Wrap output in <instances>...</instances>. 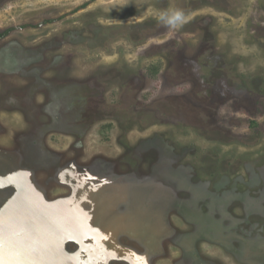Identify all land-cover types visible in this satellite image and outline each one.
Returning a JSON list of instances; mask_svg holds the SVG:
<instances>
[{"label": "rangeland", "instance_id": "obj_1", "mask_svg": "<svg viewBox=\"0 0 264 264\" xmlns=\"http://www.w3.org/2000/svg\"><path fill=\"white\" fill-rule=\"evenodd\" d=\"M1 33L0 264H264V0H0Z\"/></svg>", "mask_w": 264, "mask_h": 264}, {"label": "clouds", "instance_id": "obj_2", "mask_svg": "<svg viewBox=\"0 0 264 264\" xmlns=\"http://www.w3.org/2000/svg\"><path fill=\"white\" fill-rule=\"evenodd\" d=\"M159 21L171 28H176L185 21V13L179 9L165 10L160 13Z\"/></svg>", "mask_w": 264, "mask_h": 264}, {"label": "trees", "instance_id": "obj_3", "mask_svg": "<svg viewBox=\"0 0 264 264\" xmlns=\"http://www.w3.org/2000/svg\"><path fill=\"white\" fill-rule=\"evenodd\" d=\"M4 36V33L0 34V38ZM197 235V233H195ZM194 234H186V237L184 239L185 242H189L190 240H193ZM196 239V238H195ZM190 245V244H189Z\"/></svg>", "mask_w": 264, "mask_h": 264}]
</instances>
